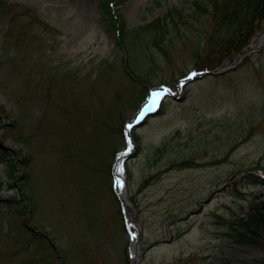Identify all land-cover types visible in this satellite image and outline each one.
Wrapping results in <instances>:
<instances>
[{
	"label": "rangeland",
	"instance_id": "obj_1",
	"mask_svg": "<svg viewBox=\"0 0 264 264\" xmlns=\"http://www.w3.org/2000/svg\"><path fill=\"white\" fill-rule=\"evenodd\" d=\"M3 2L0 137L18 154L7 159L31 163L23 191L9 188L19 173L9 179L0 164V264H130L116 154L145 94L162 85L161 109L129 132L122 164L139 264H264V40L233 69L180 85L198 73L201 40L199 22L181 25L165 53L146 51L154 72L143 87L123 72L103 0ZM185 2L114 0L111 9L134 29ZM20 191L30 211L6 201Z\"/></svg>",
	"mask_w": 264,
	"mask_h": 264
},
{
	"label": "trees",
	"instance_id": "obj_2",
	"mask_svg": "<svg viewBox=\"0 0 264 264\" xmlns=\"http://www.w3.org/2000/svg\"><path fill=\"white\" fill-rule=\"evenodd\" d=\"M113 1L103 0L101 4L106 11L105 24L115 34L117 45L125 53L123 72L133 82L143 87L150 84L149 78L154 72L148 64L146 51L154 48L164 52V45L171 43L173 36L182 35L181 25L187 24L190 27L189 30H193L195 22L200 23L201 40L195 50L194 64L199 71L211 70L224 64L228 59L246 49L254 35L264 30V0H186L183 8L170 9L151 23L134 29L128 27L121 15L113 13L111 9ZM4 8H8V5L0 0V10ZM120 98L121 96L117 95L118 104L122 103ZM118 104L114 107L113 114L117 112ZM94 122L97 123L95 120ZM103 128L108 133L107 128ZM8 156H10L8 152L0 150V164L6 163L7 177L13 179L17 171L12 160L7 159ZM30 163L31 158H22L20 166L18 165L21 171L19 189L22 191L25 190L30 178L27 172ZM2 186L0 173V200ZM9 188L14 190L16 186L12 184ZM19 200L24 204L26 211H30L29 199L21 197L18 193L6 201L12 202L11 206L14 201ZM259 215V218H262V213ZM241 225L253 234L256 232L257 223L248 222ZM239 242H243L242 239H239Z\"/></svg>",
	"mask_w": 264,
	"mask_h": 264
},
{
	"label": "water",
	"instance_id": "obj_3",
	"mask_svg": "<svg viewBox=\"0 0 264 264\" xmlns=\"http://www.w3.org/2000/svg\"><path fill=\"white\" fill-rule=\"evenodd\" d=\"M262 35H264V33ZM263 38H264V36H263ZM253 50L254 49L250 48L249 50L242 52L240 55H237V56L233 57L232 59L241 61L246 55H248ZM235 65H236V63L227 64L225 66H221V67L214 69L212 71H206L204 73H201V74L197 75L196 78H201V77L206 76V75H218V74H221V73H224V72L230 70ZM0 147L4 150L8 149V148L3 146L2 141H0ZM116 185H117V183H116ZM115 193H116V195H117V197H118V199L122 205V209H123L125 215H127L126 213H128V212L132 213V221L134 222L135 221V213L131 207V204L126 200L125 189L123 188V190H118L116 188ZM130 225L133 226L134 230H135V235L130 234L131 235V243H130L129 251L130 252L132 250L134 251L133 255L131 254L130 262H131V264H138L140 261V257L138 256L139 255L138 240L140 239V228H139L137 223H131ZM160 242H164V241H160Z\"/></svg>",
	"mask_w": 264,
	"mask_h": 264
},
{
	"label": "snow or ice",
	"instance_id": "obj_4",
	"mask_svg": "<svg viewBox=\"0 0 264 264\" xmlns=\"http://www.w3.org/2000/svg\"><path fill=\"white\" fill-rule=\"evenodd\" d=\"M167 90H164V92H154L152 93V99H150L148 102H147V105H146V108H145V111H151V110H154L155 109V106L157 105L158 103V100L159 98L164 94L166 93ZM143 115H144V111H142L137 117H136V120L139 121L140 119L143 118ZM117 171H121L120 168L117 169ZM117 186H120V182L117 181Z\"/></svg>",
	"mask_w": 264,
	"mask_h": 264
},
{
	"label": "bare ground",
	"instance_id": "obj_5",
	"mask_svg": "<svg viewBox=\"0 0 264 264\" xmlns=\"http://www.w3.org/2000/svg\"><path fill=\"white\" fill-rule=\"evenodd\" d=\"M173 92H175V93L177 92L178 93L177 90H175ZM118 168H120L121 171L118 172L117 171ZM115 172H116L117 179L120 182V186H118V188H122V182L125 181V176L123 174L122 165H121V162H119V160H118V163L116 165ZM126 198H127V196H126ZM127 220H128L129 223H132L133 222L132 221V213H130V212L127 213Z\"/></svg>",
	"mask_w": 264,
	"mask_h": 264
}]
</instances>
